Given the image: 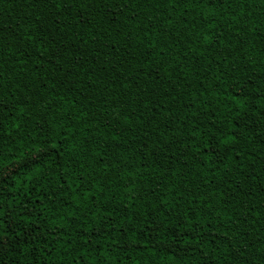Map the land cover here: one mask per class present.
Instances as JSON below:
<instances>
[{
    "label": "trees",
    "instance_id": "trees-1",
    "mask_svg": "<svg viewBox=\"0 0 264 264\" xmlns=\"http://www.w3.org/2000/svg\"><path fill=\"white\" fill-rule=\"evenodd\" d=\"M0 264H264V0H0Z\"/></svg>",
    "mask_w": 264,
    "mask_h": 264
}]
</instances>
